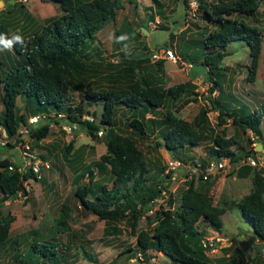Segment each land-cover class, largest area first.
Segmentation results:
<instances>
[{"label":"trees","instance_id":"trees-1","mask_svg":"<svg viewBox=\"0 0 264 264\" xmlns=\"http://www.w3.org/2000/svg\"><path fill=\"white\" fill-rule=\"evenodd\" d=\"M45 1L57 2L61 12L33 26L31 33H11L7 24L0 21V47L3 49L0 53V126L8 138L20 141L21 132L18 127L25 124L34 143L47 135L49 122H58L61 116L69 123L83 128L92 138H98L96 131L101 129L99 138L104 142L105 150L92 166L101 168L107 164L111 182L109 186L103 183L90 186L83 181L77 183L74 195L78 197L83 210L104 221V232H109V227H114L113 223L124 219L130 233L135 235V247L144 260L150 256L147 251L154 249L165 254L169 264H214L205 253L211 245L201 243L205 228H198L201 226L197 225L202 221L214 230L221 225L220 213L224 209L222 205L215 204L208 193L210 176L205 179L200 174L188 177L186 185L180 189L178 204L173 208L153 209L151 218H154V222L150 229L139 228L137 223L141 214L150 208V200L160 194L161 187H166L163 178L169 176L172 170L165 171L163 175L161 166L155 169L154 174L158 175L149 174L148 162L134 138L120 131L116 121V112L126 113L125 125L130 128V132L140 138L155 132L158 136L154 140L156 144H161L173 157H178L179 151L197 145L205 132L210 130L206 126L204 108H200L188 120L173 114L170 109L177 100L196 98L193 83L185 80L164 86L156 77L145 76L138 67H125L117 71L113 69L115 72L108 74L105 84H91V76L97 73V67L104 60L103 51L96 44L95 33L106 21L115 18L121 4L118 0ZM259 1L196 0L192 15L194 24L199 27L198 36L189 39L180 50V55L209 82L205 98L210 107L217 110L218 120L225 122L229 118L242 131L248 128L253 139L264 147L260 126L264 119V103L252 108L245 104L225 106L228 103L226 100L219 95L214 97L209 94L220 86L224 69L222 58L228 53L227 46L231 41L246 42L248 62L244 63L242 80L255 78L262 30L248 19L252 17L256 20L254 13ZM149 2V18H153L154 14L162 16V2ZM182 2L188 7L187 0ZM159 25L164 26L162 23ZM143 27L146 28V25ZM112 30L114 35L119 33L114 28ZM15 36H19L20 41L15 40ZM120 37L125 44L126 38ZM121 54L119 51L118 57ZM161 61V57L157 58L155 64L159 66ZM68 91H79L88 105L100 104L98 115L86 110V114L92 115L90 118L82 116L79 106L71 102ZM17 100L21 102V108ZM49 112L51 114L47 115ZM56 112H62L63 115L57 116ZM146 112H150L151 116H145ZM34 114H39L44 120L30 124L27 116ZM70 146L71 142L64 147L69 150ZM254 152L251 147L237 145L231 136L219 133L213 135L207 146L210 157L223 156L231 162L242 160L234 174L239 177L250 175L251 187L239 198L237 204L256 237L264 243V167L256 166L245 158L246 155L253 158ZM38 156L44 158L43 154L39 153ZM197 159L201 164L204 163V159ZM8 164L11 163L5 157L0 158V199L14 198L17 193L25 192L24 179H38L28 165L22 169L19 168L20 164H11L8 169ZM86 170L92 173L91 168ZM196 178L202 180L204 185L197 188ZM169 196L167 202L170 204ZM59 209L58 215L54 217L56 224L63 223L68 216L65 203ZM12 218L11 215L0 216V249L5 248ZM8 246L12 251L11 259L21 264L28 261L46 264L62 257L53 237L32 238L20 253L15 239L9 241ZM66 248L68 245H63L62 249ZM82 251L84 256L90 257ZM244 264L253 263L245 261Z\"/></svg>","mask_w":264,"mask_h":264},{"label":"rangeland","instance_id":"rangeland-1","mask_svg":"<svg viewBox=\"0 0 264 264\" xmlns=\"http://www.w3.org/2000/svg\"><path fill=\"white\" fill-rule=\"evenodd\" d=\"M118 1L121 6L117 8L115 18L106 21L95 33V41L103 51L104 60L97 67V73L91 76L93 82L91 84L94 85L97 82L105 84L108 81V74L115 72L113 69L117 71L125 67H138L145 76L156 77L157 81L164 86L190 80L193 83L196 98L189 101L177 100L170 109L173 114L188 120L192 119L200 108H204L206 126L210 130L205 132V136L197 145L194 144L179 151L178 157H185L187 161L191 158L195 161H198L197 158L207 159L209 157L207 146L213 135L219 133L223 136H231L237 145L243 148L254 149L253 164L264 167V147L256 148L259 142L253 139L248 128L242 131L232 124L229 118L225 122L218 120L217 110L212 109L205 98L209 82L200 71L181 58L180 50L190 38L198 36L199 30L193 22L194 15L182 0H159L163 4V15L154 14L153 18L157 16L159 19V22L154 25L151 23L153 18H149L147 14L148 6H151L149 0ZM60 12L58 3L53 1L0 0V21L7 24L8 31L11 33H31L33 26L41 24L45 18ZM254 17L256 20L252 17L248 20L262 30L255 78L242 80L245 72L244 63L248 62L246 42L231 41L227 46L228 53L222 58L224 69L220 86L209 93L211 96L219 95L221 99L226 100L228 103L224 104L225 106L245 104L246 107L252 108L264 103V0L259 1ZM161 23L164 26L160 27ZM143 25H146V28ZM112 28L119 33L114 35ZM142 28H145L146 32L142 31ZM120 36L126 38L125 44L121 42ZM166 49L171 51L173 55L171 58L165 55ZM1 51L3 49L0 47V53ZM119 51L123 53L120 57L117 55ZM160 57L162 61L157 66L155 60ZM157 68H159L158 71H156ZM68 94L71 102L79 106L82 116L92 115V113L86 114L84 112L86 110L98 115L100 104H86L79 91H68ZM17 104L21 108L19 100ZM49 114L51 113L47 115ZM126 115L121 111L116 112L119 130L129 133L134 138L148 162L149 174H154L155 169L162 166L164 175L166 158L172 155L164 146L156 144L154 140L158 139V136L155 132L142 138L130 132V128L125 125ZM145 116H151L150 112H146ZM39 118L38 120H44ZM58 118V122L53 120L49 122L47 135L37 140V143L32 142L28 131L22 133L20 141H13L12 137L3 139L0 133V158L5 157L12 165H21L24 159H28L23 155V151H28L35 154L32 161L39 159L38 170L41 175L38 179L23 180L25 192L17 193L14 198L0 199V216H13L9 221L5 248L0 249V264H21L11 259L12 251L8 246L9 241L14 239L17 241V250L20 253L32 238L51 237L56 241L62 257L46 264H169L168 257L154 249L147 251L150 256L144 260L135 247V235L130 233L124 219L113 223L114 227L111 229L109 227V232H104V221L95 214L83 210L78 197L74 195L77 183L83 181L90 186L102 183L110 185L111 173L107 169L108 165L101 168L92 166V163L98 160L105 150V145L99 138L101 133L96 131L98 138H92L80 126L69 123L63 116ZM68 125L71 128L66 130ZM260 126L264 142V119ZM20 128L19 126V132ZM5 140L11 145L4 142ZM69 142L71 146L68 150L64 146ZM39 153L43 154L44 158L38 157ZM241 162L242 160L228 161L225 166L208 175L210 176L208 193L213 202L222 205L224 209L220 213L221 225L216 230L202 221H199L197 225L201 226L198 228H205L204 238L213 242L205 253L214 264H244L245 261L264 264V243L256 237L249 221L241 215L237 204L239 198L251 187L250 175L239 177L234 174L237 165ZM88 167L92 169L91 174L86 170ZM158 174L155 173L154 176ZM170 174L172 177L164 176L163 183L166 187L162 186L167 196L170 195V204L167 202V196L152 199L149 208L151 211L157 207L173 208L178 204L180 189L186 185L189 168L179 166L173 168ZM203 185V181L196 178L195 186L199 188ZM62 203L68 207V216L63 223L56 224L54 217L58 215ZM149 209L139 218L137 224L141 229L149 230L154 222ZM65 244L68 248L62 249ZM82 250L90 257L84 256ZM122 250L125 251L119 253ZM25 264H33V262L28 261Z\"/></svg>","mask_w":264,"mask_h":264},{"label":"built area","instance_id":"built-area-1","mask_svg":"<svg viewBox=\"0 0 264 264\" xmlns=\"http://www.w3.org/2000/svg\"><path fill=\"white\" fill-rule=\"evenodd\" d=\"M187 8L190 10L191 13L194 12L195 6H196V0H187ZM158 22V18L155 17L153 19V22H151L153 25L154 23ZM165 55L169 56V58H171L173 55L171 53V51L169 49H166L165 51ZM189 64V62L187 63ZM57 115H61L60 113L56 112ZM39 115H31L28 116L27 120L29 123H34L38 120ZM71 127L70 125L67 126L66 130H69ZM27 130V127L25 124H22L20 131L23 133H25ZM98 133H101V129H98L97 131ZM0 133L2 138L6 137V133L4 131V129L0 126ZM24 156H27L28 159H24L23 161V167L25 166H29L31 170H33L36 173V176H39V170H38V166H39V159H35L32 161V157L34 156V154H31L28 151H23ZM26 157V158H27ZM247 161H250L251 163H254L253 158L251 157V155H246L245 156ZM228 162L227 157H223V156H219V157H208L207 159L204 160V163L201 164V162L195 161V160H185L182 158H177V157H169L167 156L166 158V165H165V171H169V170H173V168L179 167V166H186L189 168V176L191 175H201L202 179L207 178V175L210 174L211 172L215 171L218 168H221L222 166H225ZM8 168H10V165H7ZM170 177H172V174L169 175ZM160 194L158 196L153 197L152 199H160V198H164L167 196L166 194V190L161 187L160 189ZM152 199L150 201H152ZM151 204V203H150ZM151 207V205H150ZM149 211H151V209H149ZM201 243L202 245H206L207 240L202 238L201 239Z\"/></svg>","mask_w":264,"mask_h":264},{"label":"clouds","instance_id":"clouds-1","mask_svg":"<svg viewBox=\"0 0 264 264\" xmlns=\"http://www.w3.org/2000/svg\"><path fill=\"white\" fill-rule=\"evenodd\" d=\"M156 17H157V16H156ZM154 18H155V17H154ZM154 18H153V19H154ZM157 18H158V17H157ZM158 22H159V19H158ZM158 22H157V23H158ZM155 24H156V23H155ZM14 39L17 40V41H20L21 38H20L19 36H15ZM10 43H11V42H9V44H10ZM58 113H60L61 115H63L61 112H58ZM34 115H39V114H34ZM61 115H59V116H61ZM28 116H31V115H28ZM28 116H27V118H28ZM57 116H58V115H57ZM85 116H86V118H90V116H88V115H85ZM39 117H40V115H39ZM27 121H28V120H27ZM34 123H35V122H34ZM34 123H30V124H34ZM21 126H22V125H21ZM21 126H20V127H21ZM3 129H4V128H3ZM4 131H5V130H4ZM97 131H98V130H97ZM20 132H21V131H20ZM26 132H27V130H26ZM5 133H6V132H5ZM22 133H23V131L21 132V135H22ZM7 137H8V136H7V134H6V137H3V139H5V138H7ZM4 142H6V140H5ZM23 155H24V154H23ZM34 155H35V154H34ZM38 157H39V156H38ZM170 157H172V156H170ZM209 157H210V156H209ZM177 158H178V157H177ZM182 159H183V158H182ZM185 160H186V159H185ZM189 160H190V159H189ZM204 160H205V159H204ZM228 161H229V160H228ZM8 165H11V164H8ZM22 165H23V162H22V164L19 166V168H22V169H23L24 167H23ZM6 167H7V166H6ZM7 168H8V167H7ZM10 168H11V167H10ZM8 169H9V168H8ZM32 171H33V170H32ZM33 172H34V171H33ZM167 172H168V171H167ZM34 173H35V172H34ZM35 175H36V173H35ZM208 175H209V174H208ZM208 175H207V176H208ZM39 176H41V175H40V171H39ZM39 176H36V178H39ZM188 177H190V176H188ZM26 179H27V178H26ZM29 179H30V178H29ZM24 180H25V179H24ZM19 193H20V192H19ZM204 239H206V238H204ZM206 240H207V239H206ZM211 242H212V241L207 240V244H210V245H211ZM212 243H213V242H212Z\"/></svg>","mask_w":264,"mask_h":264},{"label":"water","instance_id":"water-1","mask_svg":"<svg viewBox=\"0 0 264 264\" xmlns=\"http://www.w3.org/2000/svg\"><path fill=\"white\" fill-rule=\"evenodd\" d=\"M142 31L146 32L145 28H142ZM259 146H261L260 143L256 145V148H258Z\"/></svg>","mask_w":264,"mask_h":264},{"label":"crops","instance_id":"crops-1","mask_svg":"<svg viewBox=\"0 0 264 264\" xmlns=\"http://www.w3.org/2000/svg\"><path fill=\"white\" fill-rule=\"evenodd\" d=\"M159 252H161V251H159Z\"/></svg>","mask_w":264,"mask_h":264}]
</instances>
